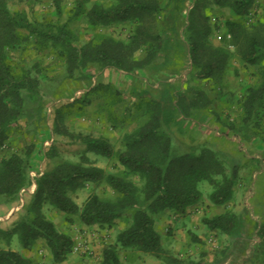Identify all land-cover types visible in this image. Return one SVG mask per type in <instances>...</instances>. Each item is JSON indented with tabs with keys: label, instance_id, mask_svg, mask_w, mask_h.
Masks as SVG:
<instances>
[{
	"label": "trees",
	"instance_id": "16d2710c",
	"mask_svg": "<svg viewBox=\"0 0 264 264\" xmlns=\"http://www.w3.org/2000/svg\"><path fill=\"white\" fill-rule=\"evenodd\" d=\"M90 1L76 0L74 14L78 17L85 14ZM217 1L228 3L236 16L226 20L225 28L220 29L223 30L224 38L231 32L228 39L237 44L242 59L247 64H259L264 59V18L253 28L244 24L245 16L255 0ZM9 2L0 0V149L6 145L10 130L22 119L32 116L35 111L39 112L42 106L39 102V87L40 81L47 76L41 75V69L36 64L17 68L11 57L13 50L32 41L39 46H53L58 50L65 60L70 78L76 77L78 73L77 78L91 79L94 76L89 69L92 65L100 69L115 68L132 73L151 67L160 54L172 63L183 61L185 39L189 45L187 54L193 74L212 78L223 67L218 64L223 58L211 60L205 65L200 63L206 50L205 39L213 32V27L207 24L204 32L197 30L200 22L196 15L198 9L192 11V20L188 21V27L184 25L183 36H180L183 26L178 22L180 6L177 1L174 7L167 9L158 0H115L111 5L96 0L87 12L91 23L104 27L126 23L131 25V30L125 40L109 35L97 42L83 44L77 43L67 22L55 25L39 23L25 11L12 10ZM53 3L57 14L61 16L62 0H53ZM160 15L164 18L162 24H159ZM201 15L206 21L204 14ZM185 31L187 38L184 36ZM140 50L145 51L142 59L136 54ZM166 88L172 108L166 110L164 101L159 98H148V120L138 130L125 134L124 146L118 149V158L124 167L121 174L107 173L84 154L80 162L63 161L40 172L33 179L30 176L31 156L36 148L33 144L23 153L12 152L0 158V197L4 198L6 204L19 200L21 190L36 183V189L24 205L25 212L15 221L12 229L0 228V234L8 238L17 234L23 248L29 251L42 240L51 255V261L43 264H62L72 253L73 238L48 218L45 207L67 214L70 222H75L77 218L87 226L99 224L111 227L117 218L131 212L130 225L118 233L114 244L103 249L98 264H126L120 255V248L150 253L158 259H169L176 264H194L178 256L165 257L163 235L157 228L154 215L166 211H188L190 206L202 199L200 183L203 181L214 186L210 194L211 202L227 205L233 198L234 186L239 177L238 165L227 154L207 146H189L175 137L169 124L171 117L177 113L186 120L197 121L200 116L205 117L203 113L207 111L208 99L202 91L191 96L177 91L170 81ZM27 102L33 106L29 107ZM241 106L242 127L248 130L255 122L256 130L247 137L256 133L260 135L256 125L262 121L264 114V82L246 90ZM61 116L58 110L57 122L64 119ZM80 137V142L86 146L85 153L94 152L109 157L115 154L114 147L106 138L91 135ZM87 183H106L118 195L109 199L92 193L80 205L73 194ZM204 222L209 229L219 230L229 236L239 232L242 226L241 215L231 209L213 217H205ZM258 233L264 244V221L259 224ZM190 235L192 242H202L195 232L190 231ZM0 264L32 263L27 255L2 246L0 241Z\"/></svg>",
	"mask_w": 264,
	"mask_h": 264
},
{
	"label": "rangeland",
	"instance_id": "374dc122",
	"mask_svg": "<svg viewBox=\"0 0 264 264\" xmlns=\"http://www.w3.org/2000/svg\"><path fill=\"white\" fill-rule=\"evenodd\" d=\"M9 1L12 10L25 11L32 20L39 23L55 25L67 22L79 44L97 42L109 35L125 40L131 30V25L126 23L111 27L95 26L91 23L87 12L96 0L88 2L86 13L80 17L74 14L76 0H62L61 16L57 14L53 0H31L30 3ZM97 1L111 5L115 0ZM158 1L167 9L176 5L175 1L179 3L178 22L183 26L180 36H183L186 27L184 25L188 27V21L192 20L193 10L198 9L196 15L200 22L197 30L204 32L207 24L212 25L213 32L205 39L206 50L200 61L205 65L211 60L223 58V61H218L223 67L212 78L199 77L191 71L192 64L187 54L189 45L185 37L183 61L172 63L160 54L151 67L132 73L115 68L100 69L92 65L89 68L94 73L91 79L77 78L78 73L76 77L70 78L65 60L58 50L53 46H39L32 41L18 50H13L11 57L17 68L36 64L41 69V75L47 76L40 81L39 102L42 106L39 112L35 111L32 116L22 119L10 130L6 145L0 149V158L12 152L23 153L33 144L36 146L34 155L31 156L30 176L33 179L40 172L63 161L80 162L84 154L107 173L121 174L124 167L119 161L118 149L124 146L126 133L138 130L148 120V98L163 100L165 109L170 110L172 102L166 88L169 81L177 91L188 93L189 96L202 91L208 99L207 111L203 113L205 117L200 116L199 120L191 121L175 113L169 122L171 131L186 145L198 148L207 146L232 157L238 165L239 177L234 186L233 198L227 205L213 204L210 194L214 186L203 181L200 183L203 197L195 207L184 213L168 211V214L178 215L185 220L179 235L174 225L175 217H164L167 211L154 215L161 234L180 236L173 240H181L184 242L183 247L187 248L181 250L182 248L175 247L174 250L164 247L165 257L178 256L191 260L194 264H264V244L258 233L259 224L264 221V114L262 121L256 125L260 135L256 133L248 138V134L252 135L256 130L255 122L248 130L242 127L241 106L246 90L264 82V59L256 65L247 64L242 59L237 44L228 37L224 38L223 30L219 32L221 28H225L226 20L236 18L228 3L217 0H183V3L182 0ZM263 6L264 0H255L245 16V26L253 28L254 24H259L264 18ZM202 13L206 21L200 17ZM159 17V24H162L164 18L161 15ZM185 32L184 36L187 38V31ZM136 54L142 59L145 51L140 50ZM186 100L189 102V99ZM27 105L33 106L30 102ZM58 110L64 117L59 122ZM83 135L106 138L114 147L115 154L109 157L94 152L85 153L86 146L80 142V136ZM35 189L36 183L33 182L21 190L19 200L9 204L0 197L1 229H12L15 221L25 212L24 205ZM92 193L109 199L118 195L106 183H87L73 194V198L82 205ZM227 209L234 210L242 218L241 229L233 236L209 229L204 222L205 217H213ZM44 211L60 230L72 236L73 246L79 242L90 246L87 252H74L72 248L71 255L62 264H98L103 249L116 242L118 233L130 225L132 216L131 212L124 213L111 227L99 224L87 226L77 218L75 222H70L67 214L55 208L45 207ZM190 231L197 232V235L202 234L203 241L194 246L189 244L187 235H190ZM0 241L2 246L27 255L32 264L51 261L50 251L42 240L30 251L23 248L17 234L11 238L0 234ZM119 251L126 264H176L169 259H158L150 253L123 248Z\"/></svg>",
	"mask_w": 264,
	"mask_h": 264
},
{
	"label": "crops",
	"instance_id": "0c3cea01",
	"mask_svg": "<svg viewBox=\"0 0 264 264\" xmlns=\"http://www.w3.org/2000/svg\"><path fill=\"white\" fill-rule=\"evenodd\" d=\"M195 206L196 205H192L188 209L193 208ZM220 213H223V212H219L218 214H220ZM164 217L170 218V219H172V218L175 217L174 225H175L176 229L178 230L177 231V235H179L180 234L179 232H182V228H183L182 225H184V221L185 220H183V218L182 217H179L178 215L177 216H173L172 214H168V213ZM195 233H197V232H195ZM198 236H199V238H202L203 237V235L200 234V233H199ZM179 238H180V236H176V235L175 236H166V235H163V238H162L163 246L166 247V248L169 247L168 249L171 248V249H174L175 250L176 248H182L181 250H187L186 247H183L184 242H182L181 240H173V239H179ZM187 241L189 242V244L192 243L193 246H194V244H197V243L192 242L191 235H189V236L187 235ZM175 243L177 244L176 246H175Z\"/></svg>",
	"mask_w": 264,
	"mask_h": 264
},
{
	"label": "built area",
	"instance_id": "2783aa9c",
	"mask_svg": "<svg viewBox=\"0 0 264 264\" xmlns=\"http://www.w3.org/2000/svg\"><path fill=\"white\" fill-rule=\"evenodd\" d=\"M219 32H221V31H219ZM220 37H222L221 34H220ZM227 37L230 38L231 35L230 34H227ZM83 243L84 242L75 243V245L73 246L74 252H77V251L87 252V251H89L90 250V246H88L86 244L83 245Z\"/></svg>",
	"mask_w": 264,
	"mask_h": 264
}]
</instances>
